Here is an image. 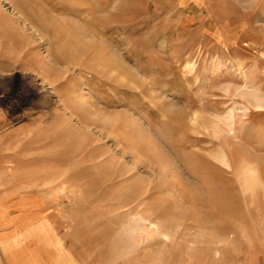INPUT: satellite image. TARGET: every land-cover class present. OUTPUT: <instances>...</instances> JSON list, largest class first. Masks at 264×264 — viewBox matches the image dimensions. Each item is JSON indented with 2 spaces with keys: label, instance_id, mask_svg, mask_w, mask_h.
Here are the masks:
<instances>
[{
  "label": "rangeland",
  "instance_id": "rangeland-1",
  "mask_svg": "<svg viewBox=\"0 0 264 264\" xmlns=\"http://www.w3.org/2000/svg\"><path fill=\"white\" fill-rule=\"evenodd\" d=\"M0 75V242L264 264V0H0Z\"/></svg>",
  "mask_w": 264,
  "mask_h": 264
},
{
  "label": "crops",
  "instance_id": "crops-1",
  "mask_svg": "<svg viewBox=\"0 0 264 264\" xmlns=\"http://www.w3.org/2000/svg\"><path fill=\"white\" fill-rule=\"evenodd\" d=\"M4 166V160L0 157V179L2 178L1 176L3 175L2 173V167ZM14 238H9V237H3L0 245H8L12 244L14 241ZM36 243L38 246H45L44 240L38 238L37 240L35 239ZM52 240H48L46 245H48V248L42 249L41 255L36 256V261L37 264H82L79 262V260L76 258L75 255H66L64 253V250L61 248L60 243L59 248L56 246L57 244H53ZM23 245V244H22ZM26 245V244H24ZM33 243H28L27 246L31 247L33 246ZM43 253V254H42ZM0 264H10L8 261V258L6 257L5 254L2 253L0 249Z\"/></svg>",
  "mask_w": 264,
  "mask_h": 264
},
{
  "label": "bare ground",
  "instance_id": "bare-ground-1",
  "mask_svg": "<svg viewBox=\"0 0 264 264\" xmlns=\"http://www.w3.org/2000/svg\"><path fill=\"white\" fill-rule=\"evenodd\" d=\"M55 1V0H54ZM45 2H46V0H45ZM72 2H73V0H72ZM92 2V1H91ZM61 3V2H60ZM75 3V2H74ZM85 3V2H84ZM87 3V2H86ZM89 3V2H88ZM106 3V2H105ZM79 4V3H78ZM92 4V3H91ZM96 4H98V3H96ZM49 5V4H48ZM89 6H90V4H88ZM102 5V4H101ZM57 6V5H56ZM77 6H79V5H77ZM93 6H95L94 4H93ZM103 6V5H102ZM51 7H53V6H51ZM50 7V8H51ZM55 7V6H54ZM67 7H68V5H67ZM84 7H85V5H84ZM92 7V6H91ZM99 7V6H98ZM65 8V7H64ZM77 8V7H76ZM87 8V7H86ZM93 8V10H95V8L94 7H92ZM100 8V7H99ZM105 8V7H104ZM48 9V8H47ZM53 9V8H52ZM49 10V9H48ZM61 10V9H60ZM73 10V9H72ZM74 11V10H73ZM88 11V10H87ZM96 11V10H95ZM114 11H115V9H114ZM65 12V11H64ZM94 13V12H93ZM61 14V13H60ZM71 14V13H70ZM73 14V13H72ZM98 16H100L101 17V15H99L98 14ZM52 17V16H51ZM86 17V16H85ZM90 17V16H89ZM103 17H106V16H104L103 15ZM102 17V18H103ZM44 18H46V17H44ZM92 18V17H91ZM94 18V17H93ZM97 18H99V17H96V19ZM119 18V17H118ZM74 19H75V17H74ZM101 19V18H100ZM121 19V18H120ZM119 19V20H120ZM45 20V19H44ZM72 20V19H71ZM98 20V19H97ZM108 20H110V19H108ZM77 21V20H76ZM99 21V20H98ZM105 21V20H104ZM45 22V21H44ZM113 22V21H112ZM115 22V21H114ZM46 23V22H45ZM63 23V22H62ZM101 23H102V21H101ZM105 22H103V24H104ZM96 24H97V22H96ZM100 24V23H99ZM107 24V23H106ZM105 24V25H106ZM61 25V24H60ZM102 26V25H101ZM5 27V26H4ZM48 27V26H47ZM71 27V26H70ZM98 28V27H97ZM110 28H112V27H110ZM174 28V27H173ZM61 29V28H60ZM175 29V28H174ZM80 30H81V28H80ZM90 30V29H89ZM95 30V29H94ZM99 30V29H98ZM101 30V29H100ZM99 30V31H100ZM174 31V30H173ZM178 31V30H177ZM77 32V31H76ZM84 32V31H83ZM101 32V31H100ZM103 32V31H102ZM66 33V32H65ZM81 34H82V32H80ZM93 33H95L94 31H93ZM97 33V32H96ZM47 34H48V32H47ZM71 36H72V34H71ZM90 36L92 37V35L90 34ZM69 37V36H68ZM81 37V36H80ZM84 37H86V36H84ZM114 37V36H113ZM79 38V37H78ZM83 37H81V39H82ZM75 39V38H74ZM73 39V40H74ZM80 39V38H79ZM80 39V40H81ZM32 40V39H31ZM80 40H78V41H80ZM83 40V39H82ZM122 40V39H121ZM33 41V40H32ZM77 41V40H76ZM86 41V40H85ZM132 41V40H131ZM34 42V41H33ZM82 42V41H81ZM77 43V42H76ZM83 43V42H82ZM86 43H89V42H86ZM86 43H84V44H86ZM92 43V42H91ZM100 43V42H99ZM68 45V44H67ZM106 45V44H105ZM110 45V44H109ZM76 46V45H75ZM78 46V45H77ZM79 46H81L80 44H79ZM91 46L93 47L94 45H92L91 44ZM96 47V46H95ZM94 47V48H95ZM131 47V46H130ZM130 47H128L129 49H130ZM124 49V48H123ZM77 50V49H76ZM112 50V49H111ZM121 50V49H120ZM133 50V49H132ZM93 51V49L91 50V52ZM123 51V50H122ZM114 52H116V51H114ZM125 53L127 54V51L125 50ZM87 54V53H86ZM85 54V55H86ZM91 54V53H90ZM89 54V55H90ZM103 54V53H102ZM122 54V53H121ZM94 55V53L92 54V56ZM101 55V54H100ZM118 55V54H117ZM105 56V55H104ZM134 56V55H133ZM86 57V56H85ZM119 57V56H118ZM93 58V57H92ZM112 59V58H111ZM103 61V60H102ZM104 61H106V59L104 60ZM99 62V61H98ZM108 63V62H107ZM109 63H111V62H109ZM137 63V62H136ZM139 64V66H141V64L140 63H138ZM87 65V64H86ZM92 65H93V63H92ZM113 65V64H112ZM137 65V64H136ZM94 66V65H93ZM114 66V65H113ZM95 67V66H94ZM122 67V66H121ZM138 67V66H137ZM101 68V67H100ZM139 68V67H138ZM95 69V68H94ZM112 69V68H111ZM125 69V68H124ZM125 70H127V69H125ZM124 71V70H123ZM97 72V71H96ZM107 72V71H106ZM101 73V72H100ZM99 72H98V74L99 75H101ZM103 73H104V71H103ZM91 75V74H90ZM104 75V74H103ZM107 75V74H106ZM0 77H1V75H0ZM9 78V77H8ZM125 78H126V76H125ZM1 79V78H0ZM110 80V79H109ZM141 81V80H140ZM119 82H121V81H119ZM123 84V83H122ZM121 84V85H122ZM125 85V84H124ZM124 87V86H123ZM1 88V87H0ZM4 89V88H3ZM245 97V96H244ZM256 100V99H255ZM260 106V105H259ZM118 113V112H117ZM114 114H116V113H114ZM106 119V118H105ZM104 119V120H105ZM103 120V121H104ZM109 120V119H108ZM107 120V121H108ZM108 122H110V121H108ZM104 123H105V121H104ZM109 125V124H108ZM85 131V130H84ZM77 133V132H76ZM105 134H107V133H105ZM158 164V163H157ZM165 165V164H164ZM160 169V168H159ZM162 170V169H161ZM184 170V169H183ZM185 171V170H184ZM164 173V172H163ZM168 173V172H167ZM111 174V173H110ZM133 187V186H132ZM138 190V189H137ZM144 192V191H143ZM140 194V193H139ZM210 211H211V209H210ZM8 234H5V236H7ZM9 236V235H8ZM25 244V243H20V242H18V244H16L15 246H14V248H13V246L12 245H14L13 243L10 245V244H8V245H1L2 247L3 246H5V247H3V249H4V252H3V254H5L6 255V257L8 258V261L10 262V264H37V262H36V260L34 259V258H30V256H28V253L26 254V253H23V248H24V246L23 245ZM34 244H35V246L36 247H38V244L36 243V242H34ZM10 247H11V249H10ZM19 248V249H18ZM8 249V250H7ZM10 249V250H9ZM18 249V250H17ZM35 249V248H34ZM36 250V249H35ZM15 251H18L19 253H15Z\"/></svg>",
  "mask_w": 264,
  "mask_h": 264
}]
</instances>
